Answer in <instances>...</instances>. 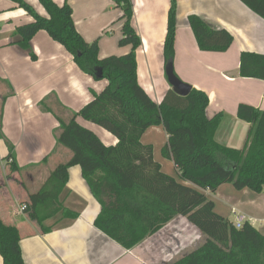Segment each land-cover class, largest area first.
I'll return each instance as SVG.
<instances>
[{
	"label": "crops",
	"instance_id": "1",
	"mask_svg": "<svg viewBox=\"0 0 264 264\" xmlns=\"http://www.w3.org/2000/svg\"><path fill=\"white\" fill-rule=\"evenodd\" d=\"M25 1L39 14L47 15L38 0ZM54 1L59 5L69 4L77 31L87 42L97 41L100 58L131 50L130 45L119 44L122 10L114 0ZM176 1L174 73L207 94L208 117L223 114L215 140L227 147L242 148L248 140L250 123L236 116L237 107L245 103L264 109V80L240 76L239 59L242 52L264 55V19L240 0ZM131 2V24L141 39L134 51L138 82L159 103L171 88L162 73L170 2ZM191 14L198 15L211 27L226 29L233 37L230 47L224 52L201 50L188 24L187 17ZM31 20L13 1L0 0V103L5 96L1 130L14 147L11 159L18 166L17 171L10 170V160H6L8 148L5 140L0 139V217L20 230L24 264H167L197 248L205 236L182 215L175 216L130 248L105 234L95 224L101 204L91 193L78 164L68 168L61 195L63 205L79 213L76 219L58 225V214L44 222V226L52 228L43 232L26 211H20L29 193L40 187L58 163L72 156L69 149L56 142L59 127L56 111L62 109L65 117L79 112L107 84L85 73L65 47L44 30L31 40L36 59L13 44L14 29ZM75 121L92 131L105 146L118 142L111 132L80 115H76ZM161 167L163 170L162 164ZM166 173L176 176L173 163ZM231 188L228 183L222 184L214 194L208 193V197L218 199L231 213L235 211V217L245 215L247 221L264 232V215L259 210L264 204V191ZM214 204L215 211L228 218L216 210L215 201ZM0 264H3L1 256Z\"/></svg>",
	"mask_w": 264,
	"mask_h": 264
},
{
	"label": "trees",
	"instance_id": "2",
	"mask_svg": "<svg viewBox=\"0 0 264 264\" xmlns=\"http://www.w3.org/2000/svg\"><path fill=\"white\" fill-rule=\"evenodd\" d=\"M29 14L32 20L13 31L16 44L31 59H36L31 40L44 30L73 56L76 64L95 79L107 81L104 89L77 113L63 116L56 111L59 122L56 142L72 153L69 160L58 163L40 187L29 193L23 204L29 217L43 232L52 228L44 222L56 215L69 223L78 212L63 205L70 166L78 164L91 193L101 204L95 224L105 234L126 248L151 236L175 216H185L205 236L202 244L167 264H264V232L249 221L240 228L215 211L214 193L222 184L234 189L264 191V109L240 103L236 116L250 123L248 140L242 148L227 147L215 140V132L223 114L206 115L207 94L195 87L181 96L169 88L162 100L155 102L139 84L135 49L141 39L131 24V0H114L122 10L120 45H130L123 55L100 58L97 41L87 42L77 31L72 9L67 2L38 0L47 15L39 14L25 0H11ZM264 19V0H240ZM166 33L163 41L165 64L173 63L176 34V0H169ZM188 24L201 50L224 52L232 44V35L224 28L211 27L198 15L187 17ZM101 69L102 75L96 77ZM239 75L264 80V55L242 52ZM0 103V139L2 107ZM42 107H46L42 103ZM80 115L109 132L118 142L105 146L89 129L75 121ZM162 126L167 134L161 155L172 161L176 176L162 170L154 160L151 144L141 142L144 132ZM6 160L11 171L18 166L12 161L13 145ZM188 183V184H187ZM21 234L15 224L0 217V256L3 264H24L20 248Z\"/></svg>",
	"mask_w": 264,
	"mask_h": 264
},
{
	"label": "rangeland",
	"instance_id": "3",
	"mask_svg": "<svg viewBox=\"0 0 264 264\" xmlns=\"http://www.w3.org/2000/svg\"><path fill=\"white\" fill-rule=\"evenodd\" d=\"M162 73H163V77H164L165 68H163ZM165 77H166V75H165ZM165 77H164V79H165V81H167V79ZM96 80L106 81V79H104V78H100V79H96ZM166 139H167V134L165 133L163 128L161 126H157L154 130L152 128L151 129L149 128L146 131L144 137L142 138V142L152 144L154 160L158 161L160 164H162L163 170L168 172L169 168L172 167V162L170 160L164 158L161 155V148L165 144ZM228 185H230V187H232L230 183H228ZM231 189H233V188H231ZM212 194H214V193H212ZM212 200H214L217 204L216 210L223 212L231 220L235 219V214L231 213L229 208L227 209V207L225 205H223L222 203H220L219 200L216 198H213ZM259 210L262 211L261 214L264 215V204L262 205L261 208H259ZM65 221H66L65 219L60 218L57 222H59L58 225H61Z\"/></svg>",
	"mask_w": 264,
	"mask_h": 264
},
{
	"label": "water",
	"instance_id": "4",
	"mask_svg": "<svg viewBox=\"0 0 264 264\" xmlns=\"http://www.w3.org/2000/svg\"><path fill=\"white\" fill-rule=\"evenodd\" d=\"M101 75L102 71L101 69H98V71H96V77L100 78ZM165 75L171 89L174 92L181 96H185L190 92L192 86L186 82H183L176 76V74L174 73L172 62H168L165 64Z\"/></svg>",
	"mask_w": 264,
	"mask_h": 264
},
{
	"label": "built area",
	"instance_id": "5",
	"mask_svg": "<svg viewBox=\"0 0 264 264\" xmlns=\"http://www.w3.org/2000/svg\"><path fill=\"white\" fill-rule=\"evenodd\" d=\"M25 208H26V205L21 204L20 211H24ZM233 213H235V211H233ZM244 221H246V216L243 214H237L233 224L235 225V227L240 228Z\"/></svg>",
	"mask_w": 264,
	"mask_h": 264
}]
</instances>
